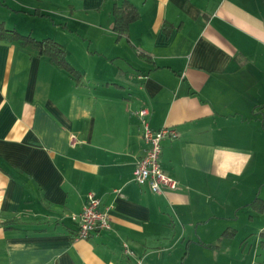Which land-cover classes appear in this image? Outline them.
Listing matches in <instances>:
<instances>
[{
  "label": "crops",
  "instance_id": "0c3cea01",
  "mask_svg": "<svg viewBox=\"0 0 264 264\" xmlns=\"http://www.w3.org/2000/svg\"><path fill=\"white\" fill-rule=\"evenodd\" d=\"M130 1L117 41L124 0H0V24L83 75L0 42V264H264V0ZM142 109L179 133L161 157L176 190L134 181ZM89 194L112 226L77 240Z\"/></svg>",
  "mask_w": 264,
  "mask_h": 264
},
{
  "label": "built area",
  "instance_id": "2783aa9c",
  "mask_svg": "<svg viewBox=\"0 0 264 264\" xmlns=\"http://www.w3.org/2000/svg\"><path fill=\"white\" fill-rule=\"evenodd\" d=\"M142 79V78H140ZM142 119V138L147 145L145 155L138 161L134 171V181L140 187H149L153 193H161L164 189L176 190L178 183L166 175L161 165L163 153V143L166 140H176L179 133L174 128H163L153 130L146 118L149 116L148 110L142 109L138 112ZM72 147L76 146V137H70ZM78 230L77 240H89L111 229V218L108 209H104L103 202L93 194L87 196L86 203L81 213L73 216ZM133 252L126 248L125 255L131 256Z\"/></svg>",
  "mask_w": 264,
  "mask_h": 264
},
{
  "label": "trees",
  "instance_id": "16d2710c",
  "mask_svg": "<svg viewBox=\"0 0 264 264\" xmlns=\"http://www.w3.org/2000/svg\"><path fill=\"white\" fill-rule=\"evenodd\" d=\"M36 14L49 18L47 15L39 13V11ZM113 15L115 18L114 32L117 36V41L122 38H128L131 25L141 19L139 10L130 0H124L121 6L115 5ZM163 27L164 31L170 35L172 25L165 23ZM0 42L27 49L36 53L38 57L48 58L53 65L66 71L76 84H80L83 80L82 73L68 61L67 49L53 39L36 40L31 35H22L15 30L7 29L4 24H0ZM139 56L142 59H147V55L144 53H140ZM233 236H235L234 231H226L221 239Z\"/></svg>",
  "mask_w": 264,
  "mask_h": 264
}]
</instances>
